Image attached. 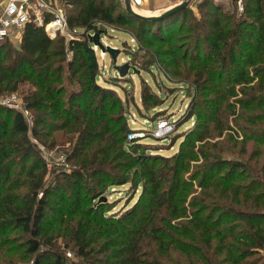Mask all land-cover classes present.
Masks as SVG:
<instances>
[{
    "label": "trees",
    "instance_id": "trees-1",
    "mask_svg": "<svg viewBox=\"0 0 264 264\" xmlns=\"http://www.w3.org/2000/svg\"><path fill=\"white\" fill-rule=\"evenodd\" d=\"M59 3L82 33L50 38L44 13L18 45L0 42V95L18 93L31 115L0 106V264H264V0H200L199 16L188 5L157 21L119 0ZM115 26L155 42L149 70L191 92L165 137L180 140L171 155L127 140L128 101L99 83L88 33ZM141 105L159 94L145 85ZM31 139L68 144L70 168L50 171Z\"/></svg>",
    "mask_w": 264,
    "mask_h": 264
},
{
    "label": "rangeland",
    "instance_id": "rangeland-1",
    "mask_svg": "<svg viewBox=\"0 0 264 264\" xmlns=\"http://www.w3.org/2000/svg\"><path fill=\"white\" fill-rule=\"evenodd\" d=\"M199 1L200 0H191L189 3L191 11L196 16H199L196 8V4ZM216 1L223 2L227 7L230 5V0ZM59 7L65 15V10L60 3ZM15 35L16 34H12L9 40L13 45H18L19 41L14 37ZM101 39L104 44L119 50L115 61L116 65L128 62L130 65L135 66L138 69L137 73L130 70L124 77H119L117 71L114 69V64L111 61L110 56L105 52L101 53L99 48L95 51L103 72L99 78V83L114 89L122 100L127 99L128 119L129 125L132 129H143L149 132L153 131V121L145 120L142 112L152 115V111L160 110L162 112V120L169 119L171 121L176 120L184 114L190 101L189 97H191V92L189 89L187 90V85L184 82H178L173 76L166 78L164 75L159 74L154 68H151V71L149 70L148 63H152V60L155 59L152 55V52L157 45L155 42L152 45L137 42L132 35V28L129 29L128 27L116 26L107 28V33L103 34ZM145 85L149 86L150 90L158 93L161 99V105L154 108L152 111H148V108L141 105V92ZM137 109H139V111ZM192 125L193 121L184 123L175 131V135H180L179 133L192 127ZM141 141L149 143L159 154L171 155L177 151L180 140L178 139L173 143L170 138H154L151 135H145ZM32 142L38 150V153L48 163L50 171H60L61 169L70 168V163L64 160L65 154L68 151V144H65L63 146L64 148L56 146L53 149H49L35 140H32ZM51 175L52 174L50 173L48 179ZM125 187L126 186L113 188V192L108 195L109 201L116 204L112 212L118 211L123 207L126 198V194L124 193L127 191ZM66 255L70 261L76 260L73 254L69 251ZM16 264L26 263L17 262Z\"/></svg>",
    "mask_w": 264,
    "mask_h": 264
},
{
    "label": "built area",
    "instance_id": "built-area-1",
    "mask_svg": "<svg viewBox=\"0 0 264 264\" xmlns=\"http://www.w3.org/2000/svg\"><path fill=\"white\" fill-rule=\"evenodd\" d=\"M44 13L51 15V20L44 26L50 38H53L59 33L64 36L66 40H69L73 36L78 35V33L83 32L81 29H79V31L76 29L69 30L66 17L59 7V0H8L0 16V42L5 38H10L14 30L20 31L32 17H34L38 23H42ZM92 34L93 32H90L88 36ZM100 40L102 41L101 38ZM104 45L108 46L106 44ZM92 47L94 51L98 49L96 45L92 44ZM67 56H69V54ZM0 106L19 111L24 116L27 124H29L31 115L26 110L21 96L17 93L0 95ZM152 123V125H154L152 132L143 129L132 130L127 133V140L142 139L145 135H151L154 138H165L174 129V124L171 120H156Z\"/></svg>",
    "mask_w": 264,
    "mask_h": 264
},
{
    "label": "water",
    "instance_id": "water-1",
    "mask_svg": "<svg viewBox=\"0 0 264 264\" xmlns=\"http://www.w3.org/2000/svg\"><path fill=\"white\" fill-rule=\"evenodd\" d=\"M191 0H183L180 3L164 10L162 13L158 14V15H153V16H145V15H141L138 14L136 12H134L131 8V4H130V0H124V9L126 10V12L132 14L134 17L143 20V21H157V20H162L178 11H180L181 9L187 7L189 5ZM103 33L102 30H97L95 32H93L92 35L88 36V40L90 43H92L93 45H96L101 52H105L110 56V59L112 60L113 64H114V69L117 71L119 77H124L127 73H129L130 69H132V71H136L138 72L135 68H133L132 66H130V64L128 62H125L121 65H116L115 61H116V57L119 53L118 49H115L111 46H105L102 41L100 40V35Z\"/></svg>",
    "mask_w": 264,
    "mask_h": 264
},
{
    "label": "crops",
    "instance_id": "crops-1",
    "mask_svg": "<svg viewBox=\"0 0 264 264\" xmlns=\"http://www.w3.org/2000/svg\"><path fill=\"white\" fill-rule=\"evenodd\" d=\"M120 3H124V0H119ZM183 0H130L131 8L134 12L145 15L153 16L162 13L164 10L180 3ZM8 0H0V16L3 13L4 8L6 7ZM13 35L19 41L21 36V31L14 30Z\"/></svg>",
    "mask_w": 264,
    "mask_h": 264
},
{
    "label": "bare ground",
    "instance_id": "bare-ground-1",
    "mask_svg": "<svg viewBox=\"0 0 264 264\" xmlns=\"http://www.w3.org/2000/svg\"><path fill=\"white\" fill-rule=\"evenodd\" d=\"M142 14V13H141ZM101 36V35H100Z\"/></svg>",
    "mask_w": 264,
    "mask_h": 264
}]
</instances>
